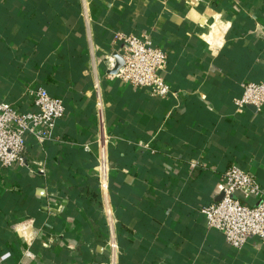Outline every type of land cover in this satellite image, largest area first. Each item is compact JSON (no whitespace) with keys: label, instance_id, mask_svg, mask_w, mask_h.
Instances as JSON below:
<instances>
[{"label":"crops","instance_id":"0c3cea01","mask_svg":"<svg viewBox=\"0 0 264 264\" xmlns=\"http://www.w3.org/2000/svg\"><path fill=\"white\" fill-rule=\"evenodd\" d=\"M129 33L165 50L175 95L112 75L106 59ZM263 79L264 0H0V101L32 110L41 86L65 102L59 139L27 140L45 176L0 166V264H109L101 151L116 264H264L257 238L237 249L199 211L231 165L264 189V109L234 103Z\"/></svg>","mask_w":264,"mask_h":264},{"label":"built area","instance_id":"2783aa9c","mask_svg":"<svg viewBox=\"0 0 264 264\" xmlns=\"http://www.w3.org/2000/svg\"><path fill=\"white\" fill-rule=\"evenodd\" d=\"M119 37L123 42L119 53L123 65L112 75L134 87L149 89L150 94L155 97L175 95L176 92L161 75L167 64L165 50L155 45L145 33L122 34ZM106 62L110 69L115 65V59L111 56L107 57ZM29 96L33 109L28 111L20 110L13 103L0 101V166H18L33 174L45 176L47 171L43 165L37 164L35 169L31 166L27 157V140L33 138L39 145L58 140L55 128L57 122L65 115V102L62 97L49 94L41 86L30 90ZM234 103L237 110L247 107H253L256 111L263 110L264 79L244 82L242 93ZM104 142L105 136L97 138L100 147ZM138 144L150 149L143 142ZM84 148H88L87 145H84ZM97 162V182L102 203L101 211L107 227L109 264H116L119 248L117 220L109 198V179L103 151L98 155ZM199 164L200 161L196 159L189 162V167L195 169ZM221 178V199L199 209L205 219L206 228L221 232L227 243L237 249L252 237L264 245V189L253 174L237 165L227 168ZM250 198L258 200L257 203H246L245 200Z\"/></svg>","mask_w":264,"mask_h":264},{"label":"water","instance_id":"95a60500","mask_svg":"<svg viewBox=\"0 0 264 264\" xmlns=\"http://www.w3.org/2000/svg\"><path fill=\"white\" fill-rule=\"evenodd\" d=\"M114 57H115V65L111 69V73H115L117 71V69L123 65V59L120 56V54L115 53ZM221 197H222V194L220 195L219 199H221Z\"/></svg>","mask_w":264,"mask_h":264}]
</instances>
